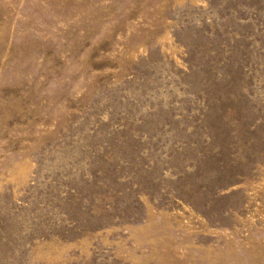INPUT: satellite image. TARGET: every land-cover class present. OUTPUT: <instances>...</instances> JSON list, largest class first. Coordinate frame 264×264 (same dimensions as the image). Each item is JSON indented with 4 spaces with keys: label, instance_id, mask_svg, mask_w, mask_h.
Instances as JSON below:
<instances>
[{
    "label": "rangeland",
    "instance_id": "obj_1",
    "mask_svg": "<svg viewBox=\"0 0 264 264\" xmlns=\"http://www.w3.org/2000/svg\"><path fill=\"white\" fill-rule=\"evenodd\" d=\"M0 264H264V0H0Z\"/></svg>",
    "mask_w": 264,
    "mask_h": 264
}]
</instances>
